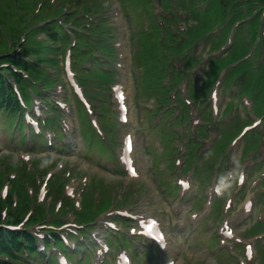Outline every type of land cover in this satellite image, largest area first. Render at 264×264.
I'll return each mask as SVG.
<instances>
[{"label": "rangeland", "instance_id": "374dc122", "mask_svg": "<svg viewBox=\"0 0 264 264\" xmlns=\"http://www.w3.org/2000/svg\"><path fill=\"white\" fill-rule=\"evenodd\" d=\"M0 13L1 14H4V11H3V8H1L0 6ZM130 62V59L128 58L127 60V64H129ZM147 96V95H146ZM145 96V97H146ZM134 119V118H133ZM135 125V124H134ZM230 126V125H228ZM227 126V127H228ZM227 127L226 128H220V131H222L224 134H227ZM142 128L141 126H136V137H137V144H138V153H139V164L141 166L142 169L146 168V166L144 165L145 161L148 159L146 158L147 156L144 154V152L141 151V146L140 144L142 143L143 139H144V136L145 135H142ZM76 138L79 139L80 136H78L76 134ZM4 142H7L6 141V138H5V135H4V131L0 130V154L1 153H8L7 152V149H3L4 146L2 145H5ZM76 151L74 152H70V154L68 155V157H70L71 159L75 160L78 162V168L77 170H85V171H90V174H94L95 172H98L99 174H108V172L106 173L105 170H103V167L100 166L96 161H92L90 162L89 160L85 159L84 157L81 156V152H82V149H81V143L77 144L76 147H75ZM44 153V152H43ZM53 156H57L54 152H52ZM43 155H46V153L44 154H41V156ZM63 156V155H62ZM67 157V155H64V157ZM207 252H204V254H206ZM204 264H208V263H204ZM211 264V263H210Z\"/></svg>", "mask_w": 264, "mask_h": 264}]
</instances>
